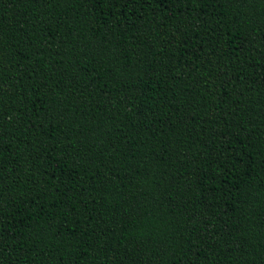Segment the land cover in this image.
Masks as SVG:
<instances>
[{"label":"trees","instance_id":"1","mask_svg":"<svg viewBox=\"0 0 264 264\" xmlns=\"http://www.w3.org/2000/svg\"><path fill=\"white\" fill-rule=\"evenodd\" d=\"M0 264H264V0H0Z\"/></svg>","mask_w":264,"mask_h":264}]
</instances>
